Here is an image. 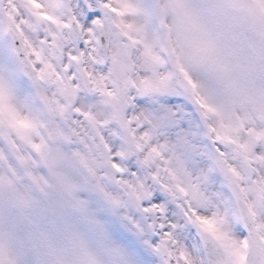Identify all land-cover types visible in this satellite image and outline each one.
<instances>
[{"label": "clouds", "instance_id": "1", "mask_svg": "<svg viewBox=\"0 0 264 264\" xmlns=\"http://www.w3.org/2000/svg\"><path fill=\"white\" fill-rule=\"evenodd\" d=\"M182 2L226 76L171 0H3L0 264L264 256V0Z\"/></svg>", "mask_w": 264, "mask_h": 264}, {"label": "snow or ice", "instance_id": "2", "mask_svg": "<svg viewBox=\"0 0 264 264\" xmlns=\"http://www.w3.org/2000/svg\"><path fill=\"white\" fill-rule=\"evenodd\" d=\"M57 5H53L55 7ZM176 14L181 18V22L185 25L188 32V40L185 45L184 55L193 62H200L206 64L217 75L224 77L228 73V64L223 56L220 55L216 48L215 41L208 35L199 22L198 17L191 11L189 6L182 2V0H171L169 5ZM225 8L233 7L232 5H223ZM16 13L21 9L15 5L12 6ZM128 10L135 11L132 6H127ZM252 11L258 15L264 16V3H257ZM9 20L14 19L13 11H8L3 7V0H0V20L4 18ZM154 59H157L154 57ZM179 66V63H178ZM183 71V68H181ZM191 83V81H189ZM0 90L3 86L0 85ZM264 227V226H261ZM244 247H248L245 242ZM243 256L240 259L243 260ZM257 264H264V256L260 257Z\"/></svg>", "mask_w": 264, "mask_h": 264}]
</instances>
